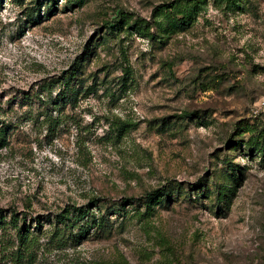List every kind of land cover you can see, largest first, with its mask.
I'll return each mask as SVG.
<instances>
[{
  "label": "rangeland",
  "instance_id": "1",
  "mask_svg": "<svg viewBox=\"0 0 264 264\" xmlns=\"http://www.w3.org/2000/svg\"><path fill=\"white\" fill-rule=\"evenodd\" d=\"M175 1L0 0V208L47 233H0V264H264V0H205L163 43L105 26ZM159 191L152 216L118 211ZM94 199L100 232L52 237L47 217Z\"/></svg>",
  "mask_w": 264,
  "mask_h": 264
},
{
  "label": "trees",
  "instance_id": "2",
  "mask_svg": "<svg viewBox=\"0 0 264 264\" xmlns=\"http://www.w3.org/2000/svg\"><path fill=\"white\" fill-rule=\"evenodd\" d=\"M218 1L227 2L230 7H236L238 3L242 2V0ZM216 3L218 4L219 2ZM54 6L55 3L52 4V7ZM204 7L205 0H176L173 3L155 8L150 21L139 18L133 19L127 13H121L118 16V20L105 26L113 32H123L130 35L138 34L149 38L153 42L163 43L171 39V37L176 33L192 27L199 14L204 10ZM78 70L79 69L76 71ZM77 76V72H75L66 77V81L68 82L65 85V89L63 93H60L56 97L54 102V105L57 108L65 107L67 104L73 103L75 98H77L79 93L75 95V88L72 87V82L77 80ZM89 91L90 88L88 89V92ZM184 116L188 119L197 117L196 113H187ZM128 128L129 125L122 124L116 131L118 133L117 138H123L126 135V130ZM8 135L9 126L7 127L5 125L1 127L0 149L7 146ZM167 196H169L168 192L159 191L142 198L143 204H141L142 200L123 199L121 205H119L120 209L118 211L123 212L126 204L135 206L138 204L139 207L144 205L147 208L146 216L149 217L155 212L152 207L155 205H163V198ZM222 197H225V195L219 194V200L222 199ZM100 203L101 202L98 199H94L87 208L71 207L70 209H66L60 215L56 216L55 222H52L47 217V223L53 226L51 230L52 237L56 238L60 242L72 241L79 243L80 240L87 239L93 229L96 230L97 233L100 232L108 223V220L102 215L97 217V215L92 213V210L90 209V206H93L99 213H102L99 205ZM114 212V215H117V212ZM28 221V212H18L16 210H4L0 208V233H13L19 242V245L21 247L23 246L27 251L32 250L36 246L37 235L47 234L43 233V224L39 219L35 220V228L31 227Z\"/></svg>",
  "mask_w": 264,
  "mask_h": 264
}]
</instances>
